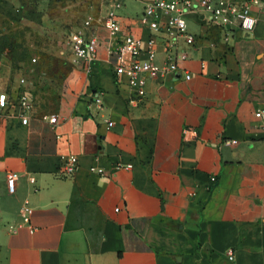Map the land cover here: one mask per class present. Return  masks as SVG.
Here are the masks:
<instances>
[{
  "label": "crops",
  "instance_id": "1",
  "mask_svg": "<svg viewBox=\"0 0 264 264\" xmlns=\"http://www.w3.org/2000/svg\"><path fill=\"white\" fill-rule=\"evenodd\" d=\"M149 1L120 0L118 39L149 37ZM110 6L75 30L98 40L90 71L46 53L28 93L0 58V91L32 105L0 109V264H264V2L251 30L185 13L188 58L169 71L157 45L141 97L113 74Z\"/></svg>",
  "mask_w": 264,
  "mask_h": 264
},
{
  "label": "built area",
  "instance_id": "2",
  "mask_svg": "<svg viewBox=\"0 0 264 264\" xmlns=\"http://www.w3.org/2000/svg\"><path fill=\"white\" fill-rule=\"evenodd\" d=\"M262 2L264 0H151L144 5L140 16V21L150 32L149 37L143 40L131 33H125L122 39L117 38L121 26L116 10L121 4L119 0H111V6L103 18L110 30V36L116 39V47L108 50L110 54L115 55L113 74L115 78L126 75L127 83L134 87L137 95L141 97L144 94L145 79L154 76L159 70L153 62L154 49L157 45L168 54L166 69L169 71L180 72L178 62L188 58L187 50L182 43L186 46L192 45L194 35L185 29V13L195 12L206 23L221 28L236 20L241 29L251 30L257 19L249 12V7ZM91 22L92 17L89 16L83 25L89 26ZM66 43L70 52L76 59L83 60L86 70L90 71L97 60L98 40L95 35L85 36L80 31H73L68 35ZM185 78L189 79L190 76L185 74ZM16 105L18 108L13 111L14 114L21 117L22 123L26 124L32 105L25 93H18L16 99L9 102L6 92L0 91V109L14 108ZM255 115L260 117L261 111H257ZM49 121L55 123L56 117H50ZM224 143L232 145L236 140L227 139ZM62 168L65 174H71L74 170V166L69 163L63 164ZM15 184L16 175L13 172L7 173L8 193L14 192ZM30 212L31 209H25V220H28Z\"/></svg>",
  "mask_w": 264,
  "mask_h": 264
},
{
  "label": "rangeland",
  "instance_id": "3",
  "mask_svg": "<svg viewBox=\"0 0 264 264\" xmlns=\"http://www.w3.org/2000/svg\"><path fill=\"white\" fill-rule=\"evenodd\" d=\"M107 4L108 0H0V58L5 75L14 71L24 80V91L33 93L42 81V65L50 58L44 54L67 48L68 35L87 17L93 20Z\"/></svg>",
  "mask_w": 264,
  "mask_h": 264
},
{
  "label": "water",
  "instance_id": "4",
  "mask_svg": "<svg viewBox=\"0 0 264 264\" xmlns=\"http://www.w3.org/2000/svg\"><path fill=\"white\" fill-rule=\"evenodd\" d=\"M3 193V189L2 188H0V195Z\"/></svg>",
  "mask_w": 264,
  "mask_h": 264
}]
</instances>
